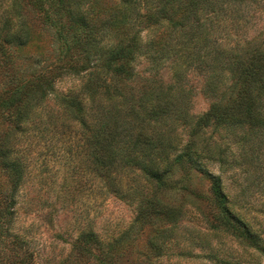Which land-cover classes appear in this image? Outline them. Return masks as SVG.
Segmentation results:
<instances>
[{
    "label": "trees",
    "instance_id": "16d2710c",
    "mask_svg": "<svg viewBox=\"0 0 264 264\" xmlns=\"http://www.w3.org/2000/svg\"><path fill=\"white\" fill-rule=\"evenodd\" d=\"M21 1L17 0L19 11L24 9ZM25 2L32 11L34 24H41L42 28L37 34L30 27L24 39L18 33L17 44L31 45L37 35L51 32L54 42L52 37V50L49 51L56 62L52 68L32 74L34 76L25 84L20 81L26 79L27 73L19 65L17 86L6 91L0 99L2 117L13 124L7 128L0 144L3 169L14 180L13 187L19 188L27 167L17 158L19 153L9 140L32 133L40 141L49 136H64L71 141L64 152L69 148L82 149L74 156L70 152L66 164L74 163L75 159L87 165L103 194L100 196L129 203L136 212L130 227L109 240H102L93 230L83 231L73 252L88 261L85 264H115L116 255L127 250L135 253L132 249L138 248L142 237L149 233L150 238L153 236L149 242L155 252L153 257L162 258L166 244L176 235L181 222L182 210L164 201L173 192L172 183L180 169H186L189 175L197 172L209 179L212 196L222 215L219 220L238 232L240 239L259 248L256 235L231 209L222 179L207 169L208 163L230 165L226 149L203 140L209 129L224 130L238 138L239 144L244 143L242 149L248 158L250 151L253 155L252 146L264 138V40L246 42L249 46L242 56L236 49H225L219 43V30L223 29L222 35L233 26L232 23L236 24L232 17L236 10L232 6L237 2ZM227 3H231V9ZM141 60L149 62L155 72H160L161 68L171 71L173 80L180 84L189 76L199 74L203 78L205 96L213 100L209 111L193 120L187 111L178 107L175 95L170 93L172 86L169 91L160 92H156L155 87H145L144 96L135 103L133 88L128 85L137 78L135 66ZM91 70H97L99 76L104 74L109 82L100 77L98 84L92 82L97 75L96 71L95 77L90 74ZM83 74H89L92 79L83 86L81 94H56L58 80ZM52 97L57 101L58 109L47 111ZM179 127L192 130L191 139L182 148L177 142ZM199 133H203L201 138ZM53 152L56 155L58 150L53 149ZM14 241L15 249L21 251L13 264H32L34 254H29V250L25 255L21 254L22 242L19 238ZM3 243L7 245V242ZM92 260L96 262L92 263Z\"/></svg>",
    "mask_w": 264,
    "mask_h": 264
},
{
    "label": "rangeland",
    "instance_id": "374dc122",
    "mask_svg": "<svg viewBox=\"0 0 264 264\" xmlns=\"http://www.w3.org/2000/svg\"><path fill=\"white\" fill-rule=\"evenodd\" d=\"M234 1L237 4L233 3L232 9L236 11L232 17L236 24L232 23L233 26L222 35L221 28L218 37L225 49H236L242 56L249 46L246 42L264 40V0ZM21 3L24 9L20 12L17 0H0V99L6 91L17 86L19 65L27 73L25 82L20 81L25 84L34 76L32 74L43 68H52L56 62L54 54H50L52 37L54 42L51 32L37 35L31 45L17 44L18 33L24 39L30 27L37 34L42 28L41 24H34L32 11L25 0ZM227 5L231 9V3ZM21 28L22 32H19ZM146 39H150L149 35ZM19 47L20 54L17 53ZM151 68L145 60L135 66L137 78L128 85L133 88L135 103L144 96L142 91L145 87H155V91L160 92L169 91L172 86L170 93L175 95L178 107L187 111L193 120L209 111L213 100L205 96L203 78L199 74L189 76L180 84L173 80L171 71L161 68L160 72H155ZM90 74L94 75L92 82L96 84L100 82L97 81L99 77L108 82L110 80L102 73L99 76L97 70H91ZM56 76L58 78V73ZM91 79L89 74L65 76L55 83L56 94H81L83 86ZM56 105L57 101L52 97L46 110L56 111ZM2 116L0 113V144L4 141L7 128L13 126ZM191 133V128H178L176 135L180 148L191 139ZM228 134L212 128L205 132L203 140L226 149L230 165L205 163H208L207 169L214 176L222 179L231 209L244 219L256 235L260 247H252L251 243L239 238L238 232L219 220V215H222L212 196L209 179L197 172L189 175L186 169H180L176 181L172 183L173 192L164 201L182 210L179 216L181 222L176 235L171 236L166 244L163 257L159 260L154 258L155 252L149 244L153 236L150 238L148 233L142 237L138 248L132 249L135 253L127 250L116 255L115 264H264V138L252 146L253 155L250 151L247 158L242 149L244 143L239 144L238 138ZM202 135L199 133V138ZM27 137L9 140L15 146V152L19 153L17 158L27 167L26 177L19 188L13 187L14 180L3 169L0 158V264H13L15 256L21 251L15 249L14 240L17 238L22 242L21 254L25 255L26 250L34 254L32 264H85L86 260L73 252L79 234L93 230L102 240H109L130 227L136 217L135 208L110 196H100L103 194L98 190L94 176L81 161L74 159V163L66 164L70 152L74 156L75 152L82 151L80 147L64 152L71 145L66 137L49 136L44 141H40L34 133ZM53 149L58 150L56 155ZM5 210L11 211L4 213Z\"/></svg>",
    "mask_w": 264,
    "mask_h": 264
}]
</instances>
